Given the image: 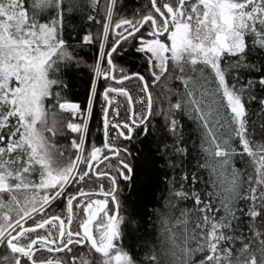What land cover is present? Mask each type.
I'll return each instance as SVG.
<instances>
[{"label":"snow or ice","instance_id":"obj_1","mask_svg":"<svg viewBox=\"0 0 264 264\" xmlns=\"http://www.w3.org/2000/svg\"><path fill=\"white\" fill-rule=\"evenodd\" d=\"M74 11L101 25L81 42L99 41L91 70L108 82L83 109L55 78L75 59L63 38ZM133 42L144 71L114 62ZM254 89L264 93V0H0V264H264ZM142 175L159 238L137 253L122 209Z\"/></svg>","mask_w":264,"mask_h":264},{"label":"trees","instance_id":"obj_2","mask_svg":"<svg viewBox=\"0 0 264 264\" xmlns=\"http://www.w3.org/2000/svg\"><path fill=\"white\" fill-rule=\"evenodd\" d=\"M76 2L81 3L82 0H76ZM132 2L133 0H122L123 5H128ZM87 14V11H74L66 16L63 38L70 45V51L75 59L60 62L58 70L55 73V78L63 86L59 88L61 96L69 101L79 103L82 109L86 107L90 99L89 90L94 84V74L91 69L98 62L99 41L92 44H85L81 42V38L87 32H91L95 37L101 31L100 24L90 23L85 19ZM110 42L111 37L109 38ZM121 47H124L125 50L121 55L114 54V62L118 66L125 68L128 72L144 71V59L139 53L134 51V42L128 44L127 47L124 45ZM256 62L259 63V60ZM246 77L253 78V75L245 73L240 77V83H243ZM107 83L106 81L96 83L97 105L102 104L100 95L103 91L102 85ZM126 86L130 89L134 88L135 82L128 81ZM253 91L258 96L264 94L259 90L254 89ZM133 94L134 96L136 95L135 93ZM251 110H255L254 104L251 105ZM89 132L91 141L96 145H100L102 142V121L101 111L98 106L93 108V116L89 122ZM67 142V138L65 137L57 139L58 145L66 146ZM144 150L145 152L148 151L147 148ZM141 181L140 186L135 188L131 193H125L129 198L125 201L126 208L122 209V213L127 214L129 218H134L137 222L135 228H127L125 237L126 247L137 253L143 252L145 247L151 246L152 242L159 238L158 226L154 228L152 223L148 221L152 206L151 193L154 190V185L144 182L143 175L141 176ZM60 210V208H56V212H60ZM146 222L147 230H145Z\"/></svg>","mask_w":264,"mask_h":264},{"label":"rangeland","instance_id":"obj_3","mask_svg":"<svg viewBox=\"0 0 264 264\" xmlns=\"http://www.w3.org/2000/svg\"><path fill=\"white\" fill-rule=\"evenodd\" d=\"M102 66V65H101ZM94 84H96V81L94 80Z\"/></svg>","mask_w":264,"mask_h":264}]
</instances>
